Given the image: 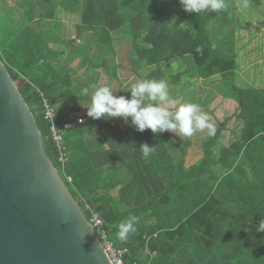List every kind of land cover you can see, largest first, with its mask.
Here are the masks:
<instances>
[{
  "label": "trees",
  "instance_id": "16d2710c",
  "mask_svg": "<svg viewBox=\"0 0 264 264\" xmlns=\"http://www.w3.org/2000/svg\"><path fill=\"white\" fill-rule=\"evenodd\" d=\"M225 4L195 14L179 0H0V60L61 180L87 221L97 213L112 245L126 247L125 264H264V232L256 231L264 219V86L235 78L239 44L262 29L240 20L237 0ZM60 11L79 14L77 32L94 39L96 58L80 46L69 52L81 56L82 81L75 82L69 67L73 56L62 58L64 47H55L70 41L48 26ZM112 32L129 41L127 58L135 75L144 70L140 79L166 77L164 66L178 60L185 67L168 75L170 87L189 89L191 77L229 83L237 101L230 124L217 120L214 136L177 142L167 132H138L121 118L74 122L62 103L88 100L83 90L91 89V68L118 79ZM133 83L121 85L119 95L130 97ZM174 86L170 92L178 90ZM45 104L53 117H45ZM191 138L200 155L188 163ZM145 143L156 149L147 159L140 149ZM130 215L139 218L136 231L121 241L118 226Z\"/></svg>",
  "mask_w": 264,
  "mask_h": 264
},
{
  "label": "water",
  "instance_id": "95a60500",
  "mask_svg": "<svg viewBox=\"0 0 264 264\" xmlns=\"http://www.w3.org/2000/svg\"><path fill=\"white\" fill-rule=\"evenodd\" d=\"M0 264H112L1 60Z\"/></svg>",
  "mask_w": 264,
  "mask_h": 264
},
{
  "label": "rangeland",
  "instance_id": "374dc122",
  "mask_svg": "<svg viewBox=\"0 0 264 264\" xmlns=\"http://www.w3.org/2000/svg\"><path fill=\"white\" fill-rule=\"evenodd\" d=\"M237 4L236 5L239 7L240 20L244 23L251 22L252 24H260L262 30L250 31V33H252L249 34L251 41L249 43L243 42L239 44L241 48L240 50L238 48L239 54L237 62L239 67L237 68V75L235 77L236 83H249L256 86L257 84H260V86H264V0H237ZM79 22V14L60 11L58 19L48 24V26L54 31L58 38L70 41L69 45L67 46L65 44L56 43L55 47H64L65 50L62 54V58L67 56L68 59H70V56H73L72 59H74L70 62L69 67L74 69V71L76 70L75 82L84 80L86 75L83 74V70H81L83 68H81L80 64H78L80 54L69 53L70 49L72 47L80 46L83 50H87L86 53L88 55H95V58L98 56L97 50L93 46L94 39L90 36V33L77 32L75 25ZM119 32L121 33V31ZM120 33L112 32L114 47L116 50L114 61L118 64V79H108L105 77V75H103L99 68H91V71H89L92 76L94 75L93 80L90 81L92 85H108L112 87L114 91H116V93H114L116 95H119L121 85L128 81L136 82L144 74V70L140 72V77L135 75L133 72L131 68L132 66L127 58V50L130 44L126 37H121ZM180 63L184 62L180 60ZM184 67V65L179 64L178 60H174L171 62L169 69L164 66L167 76L161 79L166 80L170 87L171 84L169 82L168 75L170 73H175L178 68L183 69ZM79 71L82 73H79ZM89 79H91V77ZM188 82H191L190 85H192L189 89L188 87L184 88L185 84L181 83L175 85L176 90L178 89L175 93L169 91L172 98L177 101V105L188 102L197 103L200 105L201 110L210 116L212 123L216 124V121L220 120L219 122H224L223 127H226L228 124H230L231 118H233L234 113L237 111V101L235 99L234 91L230 88L229 83H225L223 81L217 82V79L205 81L197 77L189 78ZM184 90H187V92ZM90 96L91 89L89 93L85 95V97L88 98L86 101H82L76 96L73 99L63 102V112L70 111L71 114L82 116L86 121L88 119L86 107L90 103ZM167 133L171 139L177 142H181L186 138L184 136H176L171 132ZM206 134V130L196 131L193 134L194 136L192 135V138L194 137L195 139H200ZM192 138L190 140L189 147H187L185 150V160L188 163L192 162L195 160V158H197V156L200 155L199 146L193 145L195 143L194 139ZM119 187L120 185H117L110 191V193L116 196Z\"/></svg>",
  "mask_w": 264,
  "mask_h": 264
},
{
  "label": "clouds",
  "instance_id": "9594fccd",
  "mask_svg": "<svg viewBox=\"0 0 264 264\" xmlns=\"http://www.w3.org/2000/svg\"><path fill=\"white\" fill-rule=\"evenodd\" d=\"M179 3L186 12L195 14L218 12L226 8L225 0H179ZM83 91L87 95L90 89L85 88ZM129 92L130 97H125L114 94L116 91L108 85L93 84L90 103L86 107L87 116L94 120L121 118L125 123L130 121L138 132L150 129L153 134L171 132L184 137L205 130L209 136L216 134V126L211 122L210 116L201 110L200 105L192 102L177 105L164 79H138L131 84ZM140 149L146 159L156 150L155 146L150 147L146 143ZM138 219L137 216L130 215L119 224V240L127 241L129 234L135 233ZM256 231L264 232V219L260 221Z\"/></svg>",
  "mask_w": 264,
  "mask_h": 264
},
{
  "label": "built area",
  "instance_id": "2783aa9c",
  "mask_svg": "<svg viewBox=\"0 0 264 264\" xmlns=\"http://www.w3.org/2000/svg\"><path fill=\"white\" fill-rule=\"evenodd\" d=\"M44 114L45 117H53L54 114L52 108L49 107L47 104H45ZM83 120L84 119L82 117H77L74 122L81 123L83 122ZM68 125V122H63L62 128L65 129L66 127H68ZM51 131L53 139L59 144V141L61 139L60 132H58L53 125L51 126ZM91 213L92 214L90 217V224L94 229V232L98 240L100 241L107 257L109 258L112 264H125L123 257L126 252V247H114L107 238V231L103 225L102 218L95 212Z\"/></svg>",
  "mask_w": 264,
  "mask_h": 264
}]
</instances>
